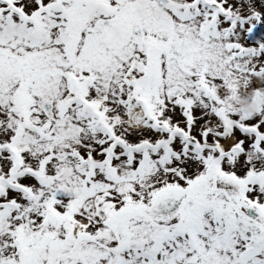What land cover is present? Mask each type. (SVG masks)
I'll list each match as a JSON object with an SVG mask.
<instances>
[{
	"label": "snow or ice",
	"instance_id": "snow-or-ice-1",
	"mask_svg": "<svg viewBox=\"0 0 264 264\" xmlns=\"http://www.w3.org/2000/svg\"><path fill=\"white\" fill-rule=\"evenodd\" d=\"M0 264H264V0H0Z\"/></svg>",
	"mask_w": 264,
	"mask_h": 264
}]
</instances>
